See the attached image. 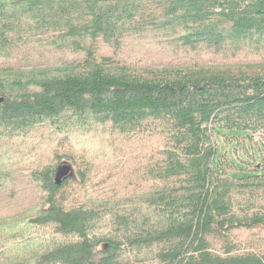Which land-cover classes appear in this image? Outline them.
<instances>
[{"label":"trees","instance_id":"1","mask_svg":"<svg viewBox=\"0 0 264 264\" xmlns=\"http://www.w3.org/2000/svg\"><path fill=\"white\" fill-rule=\"evenodd\" d=\"M0 97V264H264V0H0Z\"/></svg>","mask_w":264,"mask_h":264},{"label":"rangeland","instance_id":"2","mask_svg":"<svg viewBox=\"0 0 264 264\" xmlns=\"http://www.w3.org/2000/svg\"><path fill=\"white\" fill-rule=\"evenodd\" d=\"M234 135H235L234 133H229L228 137H224L221 135H215L214 136L215 142H216L217 146H219V148H220L219 149L220 153H225L231 160H233L235 162H239V163H241V160H244V161L250 160L249 154H250V152H252V151L249 152L250 145H246V150H247V152H246L245 146H243L242 144H241V146L240 145L236 146L234 142H231L230 144H227L225 142L226 139H232V137ZM252 141H253L254 145L256 143H258L257 141L254 140L253 137H252ZM243 147H244V149H243ZM254 154H255L254 163L260 164V159L262 158L263 164H264V149H260L259 151H255ZM246 167L248 168L249 165H247ZM240 174H242V173H238L237 175H240Z\"/></svg>","mask_w":264,"mask_h":264},{"label":"water","instance_id":"3","mask_svg":"<svg viewBox=\"0 0 264 264\" xmlns=\"http://www.w3.org/2000/svg\"><path fill=\"white\" fill-rule=\"evenodd\" d=\"M3 98L0 97V104L3 103ZM74 177V169L68 162H62L56 166L54 171V183L60 186L62 182L66 179H71Z\"/></svg>","mask_w":264,"mask_h":264},{"label":"built area","instance_id":"4","mask_svg":"<svg viewBox=\"0 0 264 264\" xmlns=\"http://www.w3.org/2000/svg\"><path fill=\"white\" fill-rule=\"evenodd\" d=\"M251 137H253L255 141L259 142L264 146V132L254 131Z\"/></svg>","mask_w":264,"mask_h":264}]
</instances>
